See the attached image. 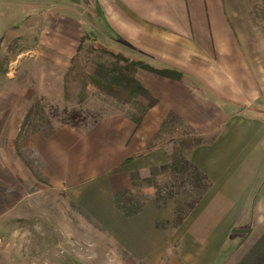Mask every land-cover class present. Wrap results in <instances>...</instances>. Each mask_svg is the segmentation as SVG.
<instances>
[{
    "label": "crops",
    "instance_id": "1",
    "mask_svg": "<svg viewBox=\"0 0 264 264\" xmlns=\"http://www.w3.org/2000/svg\"><path fill=\"white\" fill-rule=\"evenodd\" d=\"M35 4H69L73 11L75 5L71 0H0L3 31L40 14L41 6ZM98 4L96 18L85 23L72 11L49 12L61 31L54 34L60 44L54 45L51 55L59 75L57 88L63 92L64 72L86 30L127 47L134 58L181 71L183 79L137 72L158 100L139 125L114 114L86 129L64 124L50 136L29 132L25 144L42 159L50 181L129 250L131 259L160 263L171 246L181 244V252L172 254L167 264H225L231 233L241 222L251 221L253 202L264 193V4L253 0H99ZM257 8L262 9L261 16ZM6 10H12L7 19ZM46 72L45 81L39 77L41 87L53 83ZM8 83L20 85L15 80ZM27 96L21 90L9 92L7 103L0 104L1 170L10 166L11 137L16 136L5 125L12 112H21V100ZM7 104H13L11 110ZM171 111L212 138L189 155L212 185L180 223L174 198L157 205L154 186L140 187L143 202L138 205L134 200L125 202L135 175L149 178L153 167L169 162L173 143L147 148ZM131 157L135 159L125 163ZM1 199L5 201L4 195ZM121 203L139 206V211L127 215L119 209Z\"/></svg>",
    "mask_w": 264,
    "mask_h": 264
},
{
    "label": "rangeland",
    "instance_id": "2",
    "mask_svg": "<svg viewBox=\"0 0 264 264\" xmlns=\"http://www.w3.org/2000/svg\"><path fill=\"white\" fill-rule=\"evenodd\" d=\"M253 3L264 4V0H253ZM68 5L35 4L34 7L41 6L40 14L26 17L23 25L15 26L7 32L3 31L5 25L0 26V67L8 70L5 75L0 73V104L7 103L5 97L9 92L21 90L28 95L21 100V112H12L10 121L5 125L10 132L16 133V136L11 137L14 142L9 154L10 166L0 169V264H167L172 254L177 256L181 252V244L171 246L160 263L131 259L129 250L121 246L102 225L78 206L65 190L50 181L44 173L42 159L32 147L25 144L24 136L29 132H22L21 129L29 114L27 111L31 110L36 100H40L46 107V115L55 127L68 123L84 126L114 114L132 119L139 116L133 106L122 104L92 87L79 90L73 100L64 99L62 89L56 87L59 75L54 71L55 61L51 55L54 45L60 44L54 34L58 35L61 31L56 22H53L54 16L49 12L60 10L66 14L72 11L85 23V19L96 18L99 6L75 4L73 11ZM11 11H4L7 13L6 19L12 15ZM256 11L261 16L262 9L257 8ZM27 31H30L29 34L24 35ZM91 33L104 44L129 55L127 47L116 45L109 39L105 40L96 31ZM41 36L42 41L39 38ZM51 38H54V41ZM80 55L83 59L95 57L94 53H87L85 50L80 52ZM101 59L112 61L106 54ZM39 71L41 73H38ZM43 71H48L46 74L53 76L50 86L44 87V83L43 87L39 85V77L43 75L42 80L45 78ZM10 80H15L20 85L13 86L15 82L9 84ZM11 105L13 104L4 106L11 110ZM1 116L0 113V118ZM2 124L4 125V122L0 120V129ZM174 127L175 132L172 130ZM174 127L166 128L158 139L165 141L170 138V131L177 133L183 128L181 123H176ZM1 160L0 157V162ZM159 179L160 182L169 181L171 173L162 171ZM140 194H143L140 186H134L131 193H126L125 202L134 200L138 201V205L143 202V196ZM1 195H4L5 201L1 199ZM173 195L174 210H177L179 215L187 212L197 197L187 176L179 182ZM261 195L260 201L253 202L255 214L251 221H243L234 228H250V232L233 230L231 233L228 242L230 248L226 250L230 255L225 264H237L264 232V193ZM159 200L160 197L155 198L156 203ZM136 205L132 208H136ZM260 208L263 209L262 213ZM2 252H5V256Z\"/></svg>",
    "mask_w": 264,
    "mask_h": 264
},
{
    "label": "trees",
    "instance_id": "3",
    "mask_svg": "<svg viewBox=\"0 0 264 264\" xmlns=\"http://www.w3.org/2000/svg\"><path fill=\"white\" fill-rule=\"evenodd\" d=\"M75 4L83 2L87 6L98 4L99 0H71ZM85 50L87 53H94V58L83 59L80 52ZM110 56L112 61L101 59L103 55ZM150 71L161 76L183 79V73L177 69L167 67H157L143 59L134 58L125 54L123 51L104 44L98 37L91 32H85L81 36L76 52L72 56L68 67L64 72L63 97L66 100H73L78 95L79 90H85L88 87L96 89L98 92L117 99L120 103L131 105L137 109L139 116L131 118L137 125L142 121L145 113L158 102L152 93L137 78V72L140 70ZM0 73L5 75L8 70L0 67ZM33 108V109H32ZM35 112V113H34ZM46 107L40 100H36L32 105L29 114L26 117L22 132H41L46 136L54 133L56 127L52 125L49 117L46 115ZM69 124L75 127L89 128L94 125ZM176 123H181L183 128L175 132ZM174 127L168 133L170 138L165 141L158 139L162 132L168 128ZM171 133L172 136L170 135ZM167 135V136H168ZM212 138L202 136L195 128L187 125L184 120L171 111L163 121L161 128L155 138L150 142L147 150L166 142L173 143V151L169 162L161 166H155L149 178L139 179L136 175L133 177L135 186H154L157 196L160 200L157 205L163 206L167 198H173L175 188L185 176L192 183V190L197 193V197L191 203L187 212L179 215L176 210V223H180L193 207L198 203L204 193L211 187V180L203 174L190 160V153L197 145L208 143ZM135 157L128 158L125 163L131 162ZM162 171L171 173V180L160 182L159 174ZM139 206L135 209L130 205L119 204V209L127 215L137 213ZM237 264H264V232L256 242L244 253Z\"/></svg>",
    "mask_w": 264,
    "mask_h": 264
},
{
    "label": "water",
    "instance_id": "4",
    "mask_svg": "<svg viewBox=\"0 0 264 264\" xmlns=\"http://www.w3.org/2000/svg\"><path fill=\"white\" fill-rule=\"evenodd\" d=\"M250 228H247V229H235L234 231L236 232H250Z\"/></svg>",
    "mask_w": 264,
    "mask_h": 264
}]
</instances>
